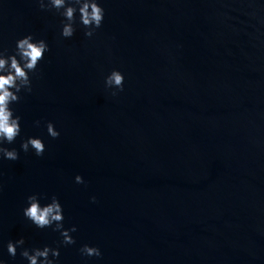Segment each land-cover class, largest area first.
Returning <instances> with one entry per match:
<instances>
[{"label":"water","instance_id":"1","mask_svg":"<svg viewBox=\"0 0 264 264\" xmlns=\"http://www.w3.org/2000/svg\"><path fill=\"white\" fill-rule=\"evenodd\" d=\"M98 2L101 27L85 36L77 12L64 38L54 8L0 0V50L49 46L0 145L19 156L0 155V261L29 264L7 252L23 238L58 248L55 264H264V0ZM114 69L122 91L105 86ZM30 195L59 200L75 244L23 215Z\"/></svg>","mask_w":264,"mask_h":264},{"label":"clouds","instance_id":"2","mask_svg":"<svg viewBox=\"0 0 264 264\" xmlns=\"http://www.w3.org/2000/svg\"><path fill=\"white\" fill-rule=\"evenodd\" d=\"M41 9L54 8L64 20L62 21L61 36L71 38L76 28V13L79 12V21L85 28V36L91 37L95 30L100 28L104 20L105 10L101 7L98 0H38ZM49 51V46L44 39L36 40L29 34L16 41L15 53L6 55V50H0V145L4 142L13 143L21 132L20 119L14 115L11 105L19 102L21 91H32V80L30 73H35L37 66L44 59L45 53ZM105 86L115 88L120 91L124 86V75L119 70H113L105 78ZM116 95L114 91L112 93ZM39 123V122H37ZM47 132L52 138H57L60 133L54 125L47 124ZM35 151L37 156L43 155L45 145L40 138L29 137L21 144L24 152L29 151V147ZM0 155L8 160L15 161L19 158L15 149L9 150L0 146ZM77 183H83L81 176L75 177ZM95 200V197H93ZM28 206L23 209V215L30 220L37 228L43 229L55 225L54 231H59L63 237L62 243L65 245L75 244L74 238L70 235L76 231L75 227L64 229L63 226V208L59 200L53 196L51 202L41 205L37 195L27 197ZM25 240L23 238L7 245V252L15 257L17 248H21L20 255L27 259L29 264H55V258L60 255L58 248L45 246L42 249L23 248ZM80 252L82 255L92 257L101 256L97 247L84 245ZM51 257V258H50ZM0 264H3L0 261Z\"/></svg>","mask_w":264,"mask_h":264}]
</instances>
